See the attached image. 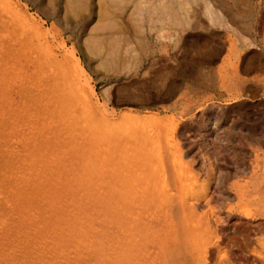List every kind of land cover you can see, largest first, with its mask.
Here are the masks:
<instances>
[{
  "label": "rangeland",
  "instance_id": "374dc122",
  "mask_svg": "<svg viewBox=\"0 0 264 264\" xmlns=\"http://www.w3.org/2000/svg\"><path fill=\"white\" fill-rule=\"evenodd\" d=\"M118 260L264 264V0H0V264Z\"/></svg>",
  "mask_w": 264,
  "mask_h": 264
},
{
  "label": "bare ground",
  "instance_id": "6f19581e",
  "mask_svg": "<svg viewBox=\"0 0 264 264\" xmlns=\"http://www.w3.org/2000/svg\"><path fill=\"white\" fill-rule=\"evenodd\" d=\"M15 4H16V3H15ZM17 6H18V5H17ZM18 7H19V6H18ZM8 56H10V55H8ZM8 56H7V57H8ZM10 57H11V56H10ZM11 58H13V57H11ZM14 62H15V61H14ZM15 64H17V63H15ZM76 66H77V64H76ZM26 69H27V67H26V68L24 67V72L26 71ZM77 69H79L78 66H77ZM79 80H80V79H79ZM80 81H81V80H80ZM78 83H80V82H78ZM83 83H84V82H83ZM83 83H82V84H83ZM86 83H87V82H86ZM86 83H85V84H86ZM87 84H88V83H87ZM80 85H81V84H80ZM38 86H39V85H38ZM88 86H89V85H88ZM91 88H92V86H91ZM38 89L41 90L42 88H39V87H38ZM86 89H87V88H86ZM86 89H85V90H86ZM88 89H89V87H88ZM85 90H83V91H85ZM81 91H82V90H81ZM82 93H83V92H82ZM80 94H81V93H80ZM85 94H87V93H85ZM85 94H84V95H85ZM84 98L86 99L87 97H84ZM91 98H92V97H91ZM95 99H96V97H95ZM86 100H87V99H86ZM86 100H85V102H86ZM88 102H90L89 97H88V101H87L86 103H87V104H90V103H88ZM86 106H87V105H86ZM88 108H89V107H88ZM86 111H89V109H86ZM100 113H101V112H100ZM91 114H92V113H91ZM46 116H47V115H46ZM88 117H90V115H89ZM102 118H103V117H102ZM51 119H52V118H51ZM84 119H85V118H84ZM103 119H104V118H103ZM75 120H77V119H75ZM104 120H105V119H104ZM69 122H70V121H69ZM90 122H92V121H90ZM79 124H80V123H79ZM81 124H83V123H81ZM96 124H97V123H96ZM99 126H100V124H99ZM125 128H126V127H125ZM127 128H128V127H127ZM89 129H90V128H89ZM111 129H112V128H111ZM122 129H123V127H122ZM94 130H95V129H94ZM124 130H125V129H124ZM124 130H121V131H124ZM128 131H129V129H128ZM145 131H146V129H145ZM76 132H77V131H76ZM124 132H125V131H124ZM122 133H123V132H122ZM98 134H99V133H98ZM126 134H127V133H126ZM131 135H132V134H131ZM149 135H150V134H149ZM92 136H93V135H92ZM116 136H117V135H116ZM129 136H130V135H129ZM70 137H71V136H70ZM100 137H101V136H100ZM96 139H97V138H96ZM140 142H141V141H140ZM83 147H84V146H83ZM97 151H98V150H97ZM88 154H89V153H88ZM81 160H82V159H81ZM126 173H127V172H126ZM191 187H192V186H191ZM21 190H22V189H21ZM8 202H9V201H8ZM246 215L248 216V214H246ZM252 216H253V215H252ZM1 223H2V222H1ZM89 225H90V224H89ZM2 226H3V225H2ZM212 230H213V229H212ZM214 231H215V230H214ZM214 231H213V232H214ZM211 233H212V232H211ZM215 235H216V234H215ZM215 235H214V237H216ZM219 235H220V234H219ZM217 238H218V236H217ZM217 238H215V239H217ZM219 239H222V238H219ZM217 243H218V240H217ZM221 244H222V243H221ZM216 245H217V244H216ZM104 246H105V243H104V242H101V244H100V246H99V249H98V252H96L97 255H102V254H103ZM89 247H90V246H89ZM37 248H38V247H37ZM48 248H49V247H48ZM217 248H218V247H217ZM222 248H223V247H222ZM219 249H220V248H219ZM49 250H50V249H49ZM224 250H225V249H224ZM29 251H30V250H29ZM50 253H51V252H50ZM111 253H112V252H111ZM226 253H227V252H226ZM220 254H221V252H220ZM226 255H227V254H226ZM226 255H225V256H226ZM222 256H224V255H222ZM225 256H224V257H225ZM228 256H229V255H228ZM228 256H226V257H228ZM226 257H225V258H226ZM221 259L225 260L224 258H221ZM230 259H231V258H230ZM51 260H52V259H51ZM223 260H222V261H223ZM227 260H228V259H227ZM225 261H226V260H225ZM228 261H230V260H228ZM119 262H120V261L118 260V261H115V262L113 261L112 263H113V264H119ZM223 262H224V261H223ZM228 263H229V262H228ZM228 263H227V264H228ZM223 264H225V263H223ZM230 264H231V262H230Z\"/></svg>",
  "mask_w": 264,
  "mask_h": 264
}]
</instances>
